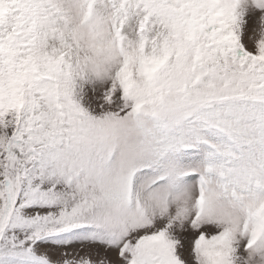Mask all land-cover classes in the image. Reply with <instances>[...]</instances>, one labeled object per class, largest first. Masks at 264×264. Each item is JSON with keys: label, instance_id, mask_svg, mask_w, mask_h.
Instances as JSON below:
<instances>
[{"label": "snow or ice", "instance_id": "snow-or-ice-1", "mask_svg": "<svg viewBox=\"0 0 264 264\" xmlns=\"http://www.w3.org/2000/svg\"><path fill=\"white\" fill-rule=\"evenodd\" d=\"M0 264H264V0H0Z\"/></svg>", "mask_w": 264, "mask_h": 264}, {"label": "rangeland", "instance_id": "rangeland-1", "mask_svg": "<svg viewBox=\"0 0 264 264\" xmlns=\"http://www.w3.org/2000/svg\"><path fill=\"white\" fill-rule=\"evenodd\" d=\"M78 247V246H77ZM111 255V254H110ZM114 258V257H113Z\"/></svg>", "mask_w": 264, "mask_h": 264}]
</instances>
